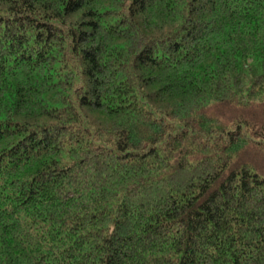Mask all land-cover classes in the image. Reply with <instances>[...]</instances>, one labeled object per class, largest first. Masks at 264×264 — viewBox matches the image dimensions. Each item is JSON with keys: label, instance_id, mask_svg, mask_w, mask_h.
Here are the masks:
<instances>
[{"label": "trees", "instance_id": "obj_1", "mask_svg": "<svg viewBox=\"0 0 264 264\" xmlns=\"http://www.w3.org/2000/svg\"><path fill=\"white\" fill-rule=\"evenodd\" d=\"M0 264H264V0H0Z\"/></svg>", "mask_w": 264, "mask_h": 264}]
</instances>
